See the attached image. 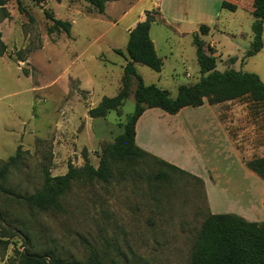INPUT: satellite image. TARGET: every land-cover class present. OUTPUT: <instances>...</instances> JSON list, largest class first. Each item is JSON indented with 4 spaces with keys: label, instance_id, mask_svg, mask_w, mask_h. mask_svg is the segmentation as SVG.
Returning <instances> with one entry per match:
<instances>
[{
    "label": "rangeland",
    "instance_id": "374dc122",
    "mask_svg": "<svg viewBox=\"0 0 264 264\" xmlns=\"http://www.w3.org/2000/svg\"><path fill=\"white\" fill-rule=\"evenodd\" d=\"M22 4L26 13L18 9L16 0L0 9L1 40L6 46L0 56V168L21 152L0 186L25 196L42 189L45 169L52 176L63 175L70 165L83 167L86 157L98 167L103 148L123 132L134 112L135 99L129 97L122 109L105 117L90 115L101 98L114 97L119 86L122 89L125 60L111 50V45L128 44L120 27L99 21L98 11L85 0H22ZM44 8L56 18L76 20L71 37L48 33L53 23ZM72 8L93 14L77 15ZM230 14L223 13L219 29L229 25L232 33L241 30L249 35L232 38L214 33L218 53L225 57L217 58V68L255 73L264 82V47L245 58L252 44L254 17L242 10ZM168 36L175 53L168 55L160 85L176 97L179 86L197 83L201 72L194 35ZM160 43L167 52L166 41ZM228 54L240 58L236 67L226 60ZM137 70L146 84L158 85L151 78L156 76L151 68L138 65ZM88 78L95 82L96 91L82 90L80 84ZM223 107L235 112L230 119L237 148L242 153L252 150L243 155L244 160L264 158V103L245 97ZM230 177L233 183L245 184L260 208V183L234 169ZM62 202L63 211L43 212L0 191V264H17L23 252L45 251L86 262L92 250L118 264H191L197 235L209 214L199 179L150 157L118 163L110 183L76 180ZM250 214L252 222L260 220L254 219L258 210Z\"/></svg>",
    "mask_w": 264,
    "mask_h": 264
},
{
    "label": "trees",
    "instance_id": "16d2710c",
    "mask_svg": "<svg viewBox=\"0 0 264 264\" xmlns=\"http://www.w3.org/2000/svg\"><path fill=\"white\" fill-rule=\"evenodd\" d=\"M11 0H0V9ZM38 3L43 0H35ZM61 3L62 0H55ZM94 7L98 13L104 14L106 0H85ZM18 9L26 13L22 0H16ZM223 9L235 12L238 6L223 2ZM44 15L53 23L48 28V33L64 32L71 35L72 23L55 17L54 12L44 8ZM140 22L130 33L126 48V55L122 50H116L120 55H125L127 63L124 69L123 86L115 97H103L96 108L90 110L91 117H105L116 109H121L124 102L132 93L134 80L137 88L134 91L135 110L128 116L123 125V132L116 136L113 143L103 148L98 167L91 164L86 157L83 167L69 166L68 171L59 176H52L48 169L44 172V183L41 190L33 194L21 196L0 186V191L11 198L23 201L29 207L40 211L61 212L64 209L62 200L71 191L76 180L85 178L89 181H102L110 183L114 178V166L118 163H127L136 159L150 157L161 162L172 171L194 175L181 168L164 162L136 145V124L147 109L160 108L168 114L175 115L186 107H200L205 100L210 105L222 104L248 97L254 102L264 103V82L259 75L250 72L227 69L220 71L217 68V57L205 42L194 36L197 61L200 66L201 77L195 84L181 85L176 97H172L169 90L157 87L154 84H145L138 74L136 64H142L155 72H161L163 61L158 56L150 36L151 26L154 23L153 15ZM254 34L251 47L246 52L245 58L258 54L264 47V0H254L252 13ZM200 33L207 34L208 30L200 28ZM5 44L1 40L0 56L4 54ZM236 58H230L234 64ZM21 152L9 158L0 168V179L5 180L12 167L20 160ZM249 169L254 171L264 180V158H257L247 162ZM197 178V177H196ZM199 179V178H197ZM203 184L204 182L199 179ZM17 264H118L116 261L107 262L97 250H92L86 262H76L56 257L50 251L43 253H20ZM191 264H264V222H249L234 214H208L201 231L198 233L193 248Z\"/></svg>",
    "mask_w": 264,
    "mask_h": 264
},
{
    "label": "crops",
    "instance_id": "0c3cea01",
    "mask_svg": "<svg viewBox=\"0 0 264 264\" xmlns=\"http://www.w3.org/2000/svg\"><path fill=\"white\" fill-rule=\"evenodd\" d=\"M223 2L237 5L238 10L232 12L223 9L221 7ZM110 5L113 13L110 11ZM72 10L77 15L87 17L93 14V12L89 14L78 8H72ZM240 10L252 15L254 0H106L105 13H99L98 19L99 21L113 23L114 27H120L128 43L130 33L135 27L155 12L150 36L164 66L168 55L173 56L175 53L170 42L171 36H168L173 34L180 38L192 34L194 36L199 35L205 42L206 47L213 49L214 55L218 59L224 60V55H219L217 43L213 40L214 33L218 32L225 37L232 38H245L246 35H249H245V32H241V30L232 33L229 30V25L222 27L224 31L218 27L224 12L231 13L230 15L233 16ZM66 21L72 23L73 30L76 20L71 18ZM201 27L206 28L208 33H200ZM162 28H165L170 34H163L164 30ZM72 30L71 34H73ZM253 36L254 34L250 37V42H252ZM68 37H71V35ZM159 40L166 41L167 52L163 51ZM126 48V45L122 47L111 45V50L115 52L116 50H122L125 55ZM125 55H122L125 61L121 65V80L127 63ZM230 58L237 59L234 63L235 67L241 61L239 57L228 54L226 60ZM138 65L142 64H136V69ZM161 74L162 71L156 72V76H151V78L155 77L158 80L157 87L165 89L160 85L162 81ZM80 86L82 90L87 92L96 91V84L91 78L86 79ZM136 88L137 81L134 80L132 93L129 97H134ZM119 90L120 86L118 92ZM225 103L210 105L205 100L202 106L196 108L186 107L175 115L168 114L160 108L147 109L136 124V145L150 155L201 179L204 182L210 214H234L252 222L253 218L250 212L258 210V217L254 219H260L257 221L259 223L264 222V220L261 221L264 218V182H261L257 178L258 175L256 176V173L248 168L247 162L243 158V155L248 156L251 154L252 150L245 148L246 151L242 153L236 146L238 141L234 138L235 134L232 126L234 122L230 119L235 112L226 110L223 107ZM236 133L240 134L239 132ZM231 169H234L238 175L242 173L243 176L250 177L252 181L256 180L260 183L259 193H262V197L260 196L259 203L263 211H260L259 205H255L256 202L248 195L245 184L241 185L240 180L233 183L230 177Z\"/></svg>",
    "mask_w": 264,
    "mask_h": 264
}]
</instances>
